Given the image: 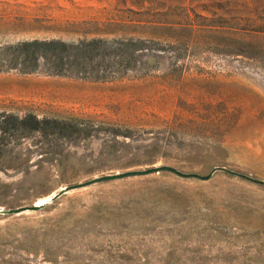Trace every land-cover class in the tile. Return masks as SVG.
<instances>
[{
	"label": "rangeland",
	"instance_id": "obj_1",
	"mask_svg": "<svg viewBox=\"0 0 264 264\" xmlns=\"http://www.w3.org/2000/svg\"><path fill=\"white\" fill-rule=\"evenodd\" d=\"M221 4L238 21L224 26L243 29L225 37L263 47L243 33L264 0H0V49L75 41L52 31L81 21L149 48L148 72L96 82L6 71L0 52V209L109 177L0 216V264H264L263 55L167 28Z\"/></svg>",
	"mask_w": 264,
	"mask_h": 264
},
{
	"label": "trees",
	"instance_id": "obj_2",
	"mask_svg": "<svg viewBox=\"0 0 264 264\" xmlns=\"http://www.w3.org/2000/svg\"><path fill=\"white\" fill-rule=\"evenodd\" d=\"M185 1V0H183ZM185 3V2H184ZM186 13V22L172 23L169 25L170 30L178 29L190 30L192 34L197 32L209 33L212 44L221 48L225 55H245L261 56L264 59V45L257 47L250 43H241L236 39H227L225 36L231 35L234 38L240 37L238 31H243L237 27L224 26L225 24H237V20H222L223 4L213 8V11L201 9V12L209 16L195 14L183 8ZM219 12V14H218ZM190 14L193 19H190ZM183 22V21H181ZM200 22V24H194ZM119 23L106 21L99 23L95 21H81L77 23H68V30H55L52 32L62 33L65 35L81 36L75 41H63L61 39H33L23 41L13 46L4 47L0 52L6 53L2 59L6 71H16L20 74L44 73L49 76L69 77L91 81H111L122 78L125 74L137 71L146 73L147 68H140L138 58L149 53V48L144 41L123 36L121 38H104V36L114 35L120 32L124 35L132 34L131 31H113L112 27ZM131 24H122L121 27L127 28ZM253 36H260L264 40V20L263 24L249 30ZM88 36H93L88 38ZM245 46V47H243ZM247 49L251 51H246ZM139 69V70H138ZM178 175L175 171L162 168ZM187 177L185 175H178Z\"/></svg>",
	"mask_w": 264,
	"mask_h": 264
},
{
	"label": "water",
	"instance_id": "obj_3",
	"mask_svg": "<svg viewBox=\"0 0 264 264\" xmlns=\"http://www.w3.org/2000/svg\"><path fill=\"white\" fill-rule=\"evenodd\" d=\"M109 178V177H107ZM107 178H100V179H94L92 181H89L87 183L81 184V185H76V186H72V187H65L62 188L60 191H58L57 193H55L48 202L39 204V205H32V206H28V207H21L18 209H13V210H4L3 212H0V216L1 217H12V216H19L21 214H25V213H34V212H38L40 211L43 207L52 204L54 201L60 199L61 197L67 195L68 193L75 191L77 189H81L84 187H87L89 185L101 182L103 180H106ZM112 178V177H111Z\"/></svg>",
	"mask_w": 264,
	"mask_h": 264
},
{
	"label": "bare ground",
	"instance_id": "obj_4",
	"mask_svg": "<svg viewBox=\"0 0 264 264\" xmlns=\"http://www.w3.org/2000/svg\"><path fill=\"white\" fill-rule=\"evenodd\" d=\"M50 200V197L44 198L36 203V205L48 202ZM4 210L0 209V212H3Z\"/></svg>",
	"mask_w": 264,
	"mask_h": 264
}]
</instances>
